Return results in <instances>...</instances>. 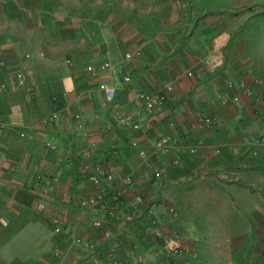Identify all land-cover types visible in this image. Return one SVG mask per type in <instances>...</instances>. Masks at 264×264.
<instances>
[{"label": "crops", "instance_id": "crops-1", "mask_svg": "<svg viewBox=\"0 0 264 264\" xmlns=\"http://www.w3.org/2000/svg\"><path fill=\"white\" fill-rule=\"evenodd\" d=\"M184 1L0 0V61L7 63L0 84L8 85L0 91V253L8 261L0 264H108L111 247L126 264H137L136 246L151 261L147 208L165 231L194 242L203 264H264V0H190L183 8ZM219 51L224 64L211 71L207 61ZM106 62L115 70L86 72ZM18 70L35 83L33 91L17 88ZM101 82L114 86V100L99 91ZM227 82L239 87L241 99L223 107L218 97L228 92ZM167 84L174 89L165 107L148 114L136 94L155 95ZM57 111L60 117L44 126ZM117 113L132 115L142 129L119 126ZM202 115L221 122L201 126ZM165 135L181 140L178 165L152 146L145 158L130 147ZM47 142L55 153L47 155ZM90 164L112 174L122 192L114 217L98 204L78 205L97 193L86 177ZM156 168L168 176L162 186L154 181ZM37 174L62 183L50 189ZM135 195L146 207L134 204ZM38 202L44 213L35 210ZM171 205L178 220L167 215ZM53 215L64 224L62 234L53 232ZM97 218L112 240L95 229ZM73 236L103 258H89Z\"/></svg>", "mask_w": 264, "mask_h": 264}, {"label": "built area", "instance_id": "built-area-1", "mask_svg": "<svg viewBox=\"0 0 264 264\" xmlns=\"http://www.w3.org/2000/svg\"><path fill=\"white\" fill-rule=\"evenodd\" d=\"M180 6L186 8L190 4V0L179 2ZM30 58L29 54L24 56L23 61H28ZM125 58L127 60L132 58L130 53L126 54ZM208 67L211 71H215L223 66L224 57L221 51L217 52L216 55L210 57L207 61ZM68 65H71V61H67ZM7 63L5 61H0V69H5ZM115 70V66L111 62H106L100 65H89L86 68V72L91 77H98L100 75L106 74L108 72H112ZM15 83L17 88H21L27 90V92L33 91L35 88V83L29 81L23 70H18L15 72ZM188 76H192V73H188ZM122 80L124 83L129 84L131 82V77L127 74L122 75ZM260 84V82H259ZM241 87H244L242 85ZM226 88L228 92L222 93L218 97V102L221 106L225 107L229 102H239L241 99V91H239V87L232 82L226 83ZM8 85L5 83L0 84V91H7ZM100 92L104 93L106 98L109 101H112L116 97L114 86L108 84L107 82H101L98 86ZM172 84H167L161 93L150 95L145 92H138L136 97L141 102L143 108L146 110L148 114L154 113L157 109L164 108L166 105L167 97L170 93L173 92ZM73 90H68L63 95L67 96L69 93H72ZM233 93L229 95V93ZM243 93L251 94L252 91L250 89H244ZM59 97L54 96L53 101H58ZM61 112H53L47 118L42 121L44 126H47L50 121L57 120L60 117ZM78 119L79 116H76ZM117 122L119 126L132 131H140L142 126L139 122L135 121L132 115H126L123 113H117ZM221 122L220 117L210 116V115H202L198 118V123L201 126L205 127H213L219 125ZM247 141V139H245ZM181 140L178 136L165 135L156 139L154 142L150 140H146L145 142H139L134 140L131 142L130 147L137 151L140 158L146 157V149L149 146H152L158 154L162 156H171L173 155L172 164L178 165L180 163L179 149L181 148ZM56 145L53 142H47L46 144V152L48 154H53L56 152ZM1 162L8 163L9 158L7 155H3L1 157ZM86 177L89 185L97 190L96 194H94L89 199H78V205L81 208H85L87 206H91L93 204H98L100 209L110 216L116 215L117 206L122 204L121 195L122 192L116 189L115 179L112 174L105 172L100 166H93L92 164L88 166H84ZM167 174L156 168L153 171V178L156 184L162 186L164 182L167 180ZM36 181L39 183H43L50 189L57 188L61 185L62 181L58 176H43L41 174H37L35 177ZM125 186L130 190L135 186V180L132 176H127L124 179ZM110 200V201H109ZM134 204L136 206H144L146 207V202L141 195L134 196ZM35 210L41 214L46 211V206L43 202L36 203ZM153 208H147V221L144 227L145 238L151 243L150 253L153 255V259L151 261L147 260V255L141 253V249L139 246L134 247V250L138 254L136 257L137 264H203L200 262L199 258V250L194 242L188 240L186 238H181L177 235L176 230H171L169 232L165 231L158 219L153 215ZM167 215L172 220H178L180 217V212L173 205L168 207ZM50 223L53 227V232L57 235L62 234L64 232V224L62 223L61 218L58 215H53L50 218ZM93 226L95 229L101 232L103 239L112 240L113 232L110 229L105 228V223L103 219L97 218L93 221ZM72 240L77 243L83 245L87 250H89V258L94 257L95 259H102L101 253L96 249V246L90 242H83V240L78 236H73ZM117 249L115 247H111L110 251L107 253V262L108 264H126L124 260L118 256L116 253ZM56 255L61 256L63 254V249L60 245L55 246L54 250Z\"/></svg>", "mask_w": 264, "mask_h": 264}, {"label": "rangeland", "instance_id": "rangeland-1", "mask_svg": "<svg viewBox=\"0 0 264 264\" xmlns=\"http://www.w3.org/2000/svg\"><path fill=\"white\" fill-rule=\"evenodd\" d=\"M262 26V24L260 23V22H258V23H256V25L254 26V27H257V28H259V27H261ZM247 28L249 29V25H247ZM255 31H257V30H255L253 27H252V32H255ZM196 232V231H195ZM4 243V242H3ZM8 256H7V253L5 254V253H0V258L1 259H4L5 261H8V258H7Z\"/></svg>", "mask_w": 264, "mask_h": 264}]
</instances>
